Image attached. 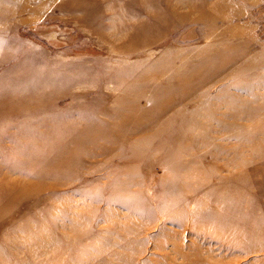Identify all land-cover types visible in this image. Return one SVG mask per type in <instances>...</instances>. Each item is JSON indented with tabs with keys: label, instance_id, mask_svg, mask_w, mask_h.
<instances>
[{
	"label": "rangeland",
	"instance_id": "1",
	"mask_svg": "<svg viewBox=\"0 0 264 264\" xmlns=\"http://www.w3.org/2000/svg\"><path fill=\"white\" fill-rule=\"evenodd\" d=\"M0 6V62L14 49L0 72L26 53L45 58L58 115L78 120L73 137L96 136L97 120L114 137L86 135L64 168L30 171L11 167L35 157L21 124L0 133V264H264V0ZM156 85L172 89L138 129Z\"/></svg>",
	"mask_w": 264,
	"mask_h": 264
},
{
	"label": "bare ground",
	"instance_id": "2",
	"mask_svg": "<svg viewBox=\"0 0 264 264\" xmlns=\"http://www.w3.org/2000/svg\"><path fill=\"white\" fill-rule=\"evenodd\" d=\"M1 9H3V6H0V11H1ZM2 45H4V44H3L2 40H0V48L2 47ZM13 54H14V49L9 48V51L3 56L4 58H2V61L0 63H5L9 58L12 57ZM45 64H46L45 58L43 59V58H39L37 56L34 57L33 55H30V53H26V55L23 58L17 59L15 62L11 63L10 65H8V67H6L5 69H3L0 72V133L4 134L5 131H7L6 128L13 126V125L19 126V124H21V127L23 128L22 130H23L24 136L28 140H30V142L34 145V148H35L32 152V155L35 156L34 158L29 160L28 162L25 161L24 163L19 161L16 163L18 165H16L14 162H13V164H11V167L15 170H20L21 168H23V169H28L30 171H33V170L37 169L39 167V165H42L43 166L42 168H44L46 170H50V168H54L52 166L53 161L51 159H57L58 162L60 161V165L58 167H60L62 169V168H64L66 161H67V164L71 161V160H67L68 159V155H67L68 152L73 153L72 146L75 148L79 147L81 144V143H79L80 140L84 141L85 138L91 137L92 140L96 142L98 139L111 141L114 138V137H112V131L110 128L108 130V127L107 128L101 127V125L108 126V124L104 123V121L100 122L99 120H97V122L95 124L92 123V126H91L93 129L96 128V130H97L96 136L88 135L89 132L91 131V128L88 126L84 131L80 132V134L77 135L75 138L73 137L74 131L76 130L75 129L76 124H78V122H76V121H78V120L71 119V117H73L71 113L65 114V115H58L59 114V107L57 106L58 102L56 101V99H57L56 95L59 92H61L62 90L55 89L57 80L50 79L51 77H49V75H51L50 74L51 68L48 70L47 69L48 66H46ZM159 66H160L159 63L152 65L151 66L152 68L149 71V73L159 72V70H158ZM53 69L57 70L58 66L53 67ZM59 70H57V71L59 72ZM78 72L83 73V70H81V71L78 70L77 73ZM112 75L114 78L119 79L120 74L118 75V73H113ZM121 76H123V74ZM59 77L60 78L64 77L63 72L59 75ZM177 81H179V80H177ZM181 81H183V80H181ZM169 84H171V83H169ZM44 85L45 86H52L53 88L52 89H44L42 87ZM153 88H155V91H157V93L155 92L156 95H154L151 98L150 106L147 107V109H139L138 113L136 114V117H134V119H133V120H135L134 122L129 120V122H133L134 127L138 128V129H142V127H143V123L140 122L141 121L140 118H143V116H144L145 119H147V118L153 119V115L155 114V112L156 111L160 112V109L162 107L160 105V101H162V99L167 100L168 94L170 93V89H172V88H168V87L162 88L159 85H156ZM153 91H154V89H153ZM120 100H118L119 103L117 106H119L120 108H123V109L126 108L125 107V105H126L125 101H127V99L121 97ZM89 104L93 109L97 108L96 109L97 111H101L102 114H104V115L108 114L107 116H109V115L111 116V114L107 110L108 107H106V106L101 107L100 103H98L97 101L96 102L93 101V103L91 102ZM95 104L97 107L95 106ZM80 106H82V105H80ZM129 107H132V106H129ZM117 109H118V107H117ZM92 113H93V111L87 113V115H83V116L81 115L80 117H83L86 119L92 118L94 116ZM114 114L115 113L113 112V115ZM120 114H124L123 110H122V112H119L117 115H120ZM129 114L132 115L129 112L126 114V117ZM93 119H96V118H93ZM137 119H138V121L136 122ZM70 120H72V121H70ZM182 120H183V126L179 125L177 127L170 128L173 130L172 137L174 139L179 138L180 137L179 131H181L182 129L187 127V121H188L187 117L185 116ZM64 121H70V122L67 123V125H66V123L63 124ZM99 122H100V124H99ZM33 123H36V124L45 123V125H47L48 127L44 130H31L30 125ZM70 123H71V125H68ZM51 125H52V128H51ZM63 125L67 126V130L65 131V134L59 135V134L53 132V129L61 128L60 126H62V128H64ZM113 125L118 126L116 124H113ZM98 126H100V128H97ZM110 127H112V123H111ZM128 127H129V125H127V127L125 125L120 126L121 130H124V128H128ZM160 131H162V130H160ZM157 133H158V131H157ZM6 135L8 136L9 133ZM65 135H68V136H65ZM86 135H88V136L86 137ZM40 138H42L45 142H44V144H41L39 146V145H37L35 140L40 139ZM70 142H71V144H70ZM159 143L161 145H163L162 142L158 141V144ZM84 146H86V145H84ZM20 164H25V167H20ZM8 165L10 166L9 163H8ZM33 186H35V185H33ZM5 192H8V191H5ZM207 214H208V212H207ZM207 214L205 213V215H207ZM211 218L214 219L213 216ZM207 220H209V218ZM223 220H224V218H223ZM215 221H216V219H215ZM220 222H222V220ZM200 223H201V221H200ZM216 223H218V222H216ZM211 224H213V223H211ZM221 224L224 225L223 223H221ZM220 228L222 229L223 227H220ZM196 230H198V229H196ZM194 234H196V233L194 232ZM215 237H217V236H215Z\"/></svg>",
	"mask_w": 264,
	"mask_h": 264
}]
</instances>
